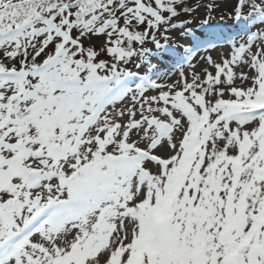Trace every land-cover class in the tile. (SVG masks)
I'll return each mask as SVG.
<instances>
[{
    "label": "snow or ice",
    "instance_id": "6c2138e0",
    "mask_svg": "<svg viewBox=\"0 0 264 264\" xmlns=\"http://www.w3.org/2000/svg\"><path fill=\"white\" fill-rule=\"evenodd\" d=\"M226 2L0 0V264H264V0Z\"/></svg>",
    "mask_w": 264,
    "mask_h": 264
},
{
    "label": "rangeland",
    "instance_id": "374dc122",
    "mask_svg": "<svg viewBox=\"0 0 264 264\" xmlns=\"http://www.w3.org/2000/svg\"><path fill=\"white\" fill-rule=\"evenodd\" d=\"M205 2H207V0H205ZM230 9V4H228L226 2V0H221V7L217 8L212 15L215 17V20L212 21V23L214 25L217 24V21H219V17L221 15H225L227 16V13L229 12ZM197 16H199V18H203V9L200 10L199 13L196 14ZM182 19L181 18H177V20ZM198 20L196 21V23L190 25V27L194 28V29H199L198 25ZM230 24V25H229ZM227 25L226 28L222 29L223 33L220 36L215 35V37H213V33L212 34H207L204 38L201 39V41H207L209 39L212 40L213 44L216 45L215 49H209V51L206 53L203 49L201 50V52L199 53V55L197 56L196 60L199 62L198 66L196 67L195 71L200 72L201 69H203L206 66V62L204 61H200L199 57L206 55V54H211L217 61H219L227 52H228V44L227 41L229 38H236L238 37L239 33H240V25L238 24H234L233 21L231 19H226V21L224 22H219L218 26L216 27H225ZM183 30L182 29H178L175 30L171 33V35L174 37V40L176 42L177 48L179 49V51L176 54L173 55H168V54H164L162 53L163 56H155L153 57V63H158V70L161 72V74L163 75L164 73H167V77L170 80H176L178 78V67L180 64L183 63L182 57L184 56L185 52L184 50L186 48H188L192 43H194L193 38H191V35H188L190 38L188 39L187 37H184L182 34ZM104 37H100L98 39H94L92 41V43H94L97 48H99L101 46V44L103 43ZM85 43H89L88 41H85ZM149 47H152L151 45H148ZM185 72L186 74L190 75L191 74V70L187 68V66H185ZM141 74H143V69L140 70ZM237 71H239V69H237ZM237 85L239 86V81L236 82Z\"/></svg>",
    "mask_w": 264,
    "mask_h": 264
},
{
    "label": "trees",
    "instance_id": "16d2710c",
    "mask_svg": "<svg viewBox=\"0 0 264 264\" xmlns=\"http://www.w3.org/2000/svg\"><path fill=\"white\" fill-rule=\"evenodd\" d=\"M226 27H227V25L225 27H221L220 26V27H214L212 29H202V28L195 29L196 38L199 39V40H201L207 34H212V33H215V35L220 36L223 33L222 29H224ZM183 36L184 37H187L188 39L190 38L188 35H185V34ZM191 38H192V36H191ZM179 49L176 47L174 52H167V51H165V52H161V53H156L155 50H154V57L155 56H159V57L160 56H163L162 53L168 54V55H173V54H176L179 51Z\"/></svg>",
    "mask_w": 264,
    "mask_h": 264
}]
</instances>
